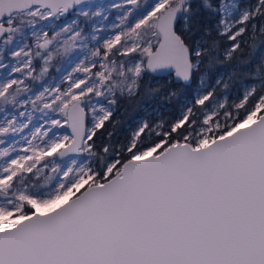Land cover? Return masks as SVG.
I'll return each mask as SVG.
<instances>
[{
  "label": "snow or ice",
  "instance_id": "6c2138e0",
  "mask_svg": "<svg viewBox=\"0 0 264 264\" xmlns=\"http://www.w3.org/2000/svg\"><path fill=\"white\" fill-rule=\"evenodd\" d=\"M258 37L264 0H0V264H264V54L222 98ZM57 57L74 67L44 86ZM185 91L174 120L97 145L121 99Z\"/></svg>",
  "mask_w": 264,
  "mask_h": 264
},
{
  "label": "trees",
  "instance_id": "16d2710c",
  "mask_svg": "<svg viewBox=\"0 0 264 264\" xmlns=\"http://www.w3.org/2000/svg\"><path fill=\"white\" fill-rule=\"evenodd\" d=\"M213 22V21H212ZM212 36L215 37L216 34L213 32ZM220 49H221V59H223V49L227 48L230 44L229 41L225 40L224 37H220ZM252 41L249 40L248 45L242 44L243 53L241 54L244 58H249L251 63L242 70V74L235 80L229 91L237 92L238 95L241 93L243 85L250 84L252 81L248 79L246 73L254 67L258 61H260L262 53H264V47H260L259 37L257 40V50L255 52L249 47ZM231 65H225L217 67L215 71L209 74V80L213 83L219 73L226 72L230 69ZM36 70L39 71V62H36ZM50 72H52L50 70ZM147 79V78H146ZM171 81L172 87H178L179 85L173 80L172 76L168 75L165 77H155L152 83H167ZM213 81V82H212ZM198 85L193 83L191 85V92L194 95ZM219 92V91H218ZM237 95V96H238ZM228 96V99H230ZM236 96V98H237ZM188 91L181 94L178 99H173L172 101L161 100L160 98L146 99L142 97H136L134 102L129 103L127 99H121L114 111L112 119L117 121L115 128L112 127L111 123L106 124L105 129H101L98 136L95 138L97 145H101L109 142V137L107 135L108 131L113 132L111 137V143L113 145L123 142L130 132L132 131L137 118L143 116L146 112L145 106L149 107L150 110L156 108L158 115L152 117V114H145L149 121H172L177 118L183 109L184 105L189 102Z\"/></svg>",
  "mask_w": 264,
  "mask_h": 264
},
{
  "label": "rangeland",
  "instance_id": "374dc122",
  "mask_svg": "<svg viewBox=\"0 0 264 264\" xmlns=\"http://www.w3.org/2000/svg\"><path fill=\"white\" fill-rule=\"evenodd\" d=\"M121 2H122V0H107V1L102 2V3H104V4H111V3H121ZM148 2L150 3L151 0H148ZM252 3H254V0H240V6L241 7H243L245 4H252ZM129 7H130V5H129ZM93 11H95V9H93ZM75 16H76L75 12H71L70 14H68V15H66V16H64L62 18H58L56 21L50 23L49 27L50 28H55L58 24L59 25H62L65 22L71 21L73 18H75ZM117 16H118L117 10L116 9H111L109 11V14H108V19L104 23L106 25H108L109 28H110V26L113 23L118 22L117 21ZM216 19H219V17H216ZM81 23H83L82 18H81ZM91 23L92 22H90L89 26L85 29L86 31H90ZM212 23H214V21ZM213 32L215 33V31H213ZM49 35H51V32H49ZM224 39L227 40L226 37H224ZM27 42L28 43H31V37L30 36H29V39H28ZM262 54H264V53H262ZM8 59H9L8 57L0 56V60H3L4 62H7ZM72 67H74V63L71 64V65L69 63H67V62L61 63L59 57L55 58L54 61H53V64L50 66L49 73L44 77V80L47 81V84H45L44 86H49V85L55 86L56 84L60 83L62 74H64L65 71H71V68ZM50 70L52 72H50ZM3 72H4V70L3 69H0V74H2ZM28 83L30 84V86H32L34 88H37L38 89L40 87L39 83L33 84L32 81H28ZM208 83L210 85L213 84V83L210 82L209 78H208ZM247 86H248V84L242 86L241 93H242L243 89L245 87H247ZM229 95H231L230 96V99H228V96ZM237 95H238L237 92H233V91L230 90L227 93H224V95H223L222 98L226 99L228 103H231L232 100L235 99ZM145 109H146L145 114H150L151 113L152 114V117L158 115V112H157L156 108H153V109L150 110L149 107L145 106ZM145 114L143 116L137 118L133 129H135L137 127L138 122L141 121L142 119L149 120L147 118V116H145Z\"/></svg>",
  "mask_w": 264,
  "mask_h": 264
},
{
  "label": "water",
  "instance_id": "95a60500",
  "mask_svg": "<svg viewBox=\"0 0 264 264\" xmlns=\"http://www.w3.org/2000/svg\"><path fill=\"white\" fill-rule=\"evenodd\" d=\"M105 1H107V0H100V2L102 3V2H105ZM71 13V12H70ZM69 13V14H70ZM66 16V15H65ZM154 75V77H165V76H168L169 75V73H168V71H164V72H161V73H158V74H153ZM172 78H173V80L175 81V77H174V72L172 73Z\"/></svg>",
  "mask_w": 264,
  "mask_h": 264
}]
</instances>
